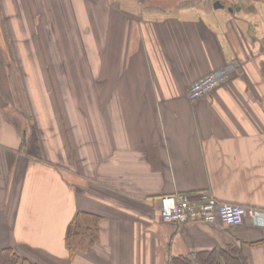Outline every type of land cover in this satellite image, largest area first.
I'll return each mask as SVG.
<instances>
[{"label":"crops","instance_id":"obj_1","mask_svg":"<svg viewBox=\"0 0 264 264\" xmlns=\"http://www.w3.org/2000/svg\"><path fill=\"white\" fill-rule=\"evenodd\" d=\"M199 192L261 216L161 221L160 197ZM77 211L99 240L70 257ZM263 214L264 0H0V249L173 264L234 247L264 264Z\"/></svg>","mask_w":264,"mask_h":264},{"label":"built area","instance_id":"obj_2","mask_svg":"<svg viewBox=\"0 0 264 264\" xmlns=\"http://www.w3.org/2000/svg\"><path fill=\"white\" fill-rule=\"evenodd\" d=\"M227 81L223 70L211 72L191 83L186 95L195 101L209 94ZM160 219L162 222L177 224L222 223L226 226H238L245 218L253 222L259 220L261 213L245 207L218 202L211 194L176 193L160 197ZM264 216V214H263Z\"/></svg>","mask_w":264,"mask_h":264},{"label":"trees","instance_id":"obj_3","mask_svg":"<svg viewBox=\"0 0 264 264\" xmlns=\"http://www.w3.org/2000/svg\"><path fill=\"white\" fill-rule=\"evenodd\" d=\"M100 217L91 213L77 211L67 226L65 246L72 257L77 252H87L99 240ZM0 264H36L29 257L14 248L0 249ZM173 264H247L239 250L200 252L194 256L173 259Z\"/></svg>","mask_w":264,"mask_h":264},{"label":"rangeland","instance_id":"obj_4","mask_svg":"<svg viewBox=\"0 0 264 264\" xmlns=\"http://www.w3.org/2000/svg\"><path fill=\"white\" fill-rule=\"evenodd\" d=\"M18 252H19V250H18ZM21 252H23L22 254L23 255H26V253L23 251V250H21L19 253H21ZM28 257V256H27ZM43 264H44V262H43Z\"/></svg>","mask_w":264,"mask_h":264},{"label":"water","instance_id":"obj_5","mask_svg":"<svg viewBox=\"0 0 264 264\" xmlns=\"http://www.w3.org/2000/svg\"><path fill=\"white\" fill-rule=\"evenodd\" d=\"M218 7H219V5H218Z\"/></svg>","mask_w":264,"mask_h":264}]
</instances>
